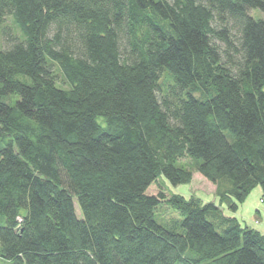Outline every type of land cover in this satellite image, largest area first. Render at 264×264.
I'll return each instance as SVG.
<instances>
[{
	"label": "trees",
	"instance_id": "trees-1",
	"mask_svg": "<svg viewBox=\"0 0 264 264\" xmlns=\"http://www.w3.org/2000/svg\"><path fill=\"white\" fill-rule=\"evenodd\" d=\"M0 30V262L264 264V233L158 180L188 156L232 208L264 197V0H0Z\"/></svg>",
	"mask_w": 264,
	"mask_h": 264
},
{
	"label": "rangeland",
	"instance_id": "rangeland-1",
	"mask_svg": "<svg viewBox=\"0 0 264 264\" xmlns=\"http://www.w3.org/2000/svg\"><path fill=\"white\" fill-rule=\"evenodd\" d=\"M253 13H258V12L256 10H253ZM9 39L10 38H7V36L3 33V31L0 30V47L9 45L11 43V40ZM167 79L168 77L165 74L162 75L161 83H160L162 87L166 88V84L168 83V81H170ZM18 97L19 96L17 94H9L5 96L4 99L9 103L14 104ZM5 142L6 139L0 137V146L4 145ZM178 163L192 171V178L189 183L173 184L164 175H160L158 180L169 193L182 192L186 195H190V194L196 195L199 198H201L203 201H209V200L212 201L216 200L219 202L221 201L219 196L216 194L217 185L211 180H209L207 177H205L199 171L197 160L188 156H182L179 159ZM262 197L263 195H262L261 185L257 184L251 189V191L245 197L247 198V202L244 205L241 204V206L237 211L239 213L245 214V216H261L260 214L255 213L256 207H260L263 212L262 215L264 216V197L263 198ZM242 202L244 201L243 200L240 201L238 205ZM220 205L222 206V209L224 208L226 215H233V213L236 212L237 208H232L227 201L223 200ZM75 207H76V212L81 214L77 202ZM182 216L183 215L180 213V211L177 208H174L169 204H163V203H160L157 206L155 212V218L161 223H167L172 218H182ZM2 223H4V217L2 214H0V224ZM179 229L183 230L182 227H180ZM0 264H8V262L6 263L0 262ZM174 264H183V263H181L180 261H176Z\"/></svg>",
	"mask_w": 264,
	"mask_h": 264
},
{
	"label": "crops",
	"instance_id": "crops-1",
	"mask_svg": "<svg viewBox=\"0 0 264 264\" xmlns=\"http://www.w3.org/2000/svg\"><path fill=\"white\" fill-rule=\"evenodd\" d=\"M262 190V188H261ZM248 198V197H247ZM247 198H244V202L240 203L239 205H237V209H236V212L233 213L232 216H235L237 217L243 224H246V225H249L250 227H253L257 230H259L260 232L264 233V216L262 215L263 212L261 210L260 207H256V210H255V213H258L260 214L261 216H245V214L243 213H239L237 210L239 209V207L242 205H244L246 202H247ZM263 198V197H262ZM261 198V199H262ZM223 200H221L220 202L219 201H216L214 200V202H216L217 204H221ZM220 207L222 208V206L220 205ZM223 211L225 213V210L223 208ZM226 214V213H225Z\"/></svg>",
	"mask_w": 264,
	"mask_h": 264
}]
</instances>
